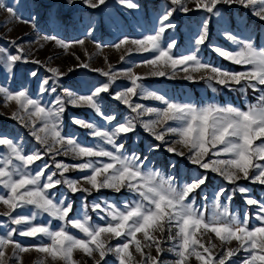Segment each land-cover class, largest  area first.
<instances>
[{"label":"snow or ice","instance_id":"snow-or-ice-1","mask_svg":"<svg viewBox=\"0 0 264 264\" xmlns=\"http://www.w3.org/2000/svg\"><path fill=\"white\" fill-rule=\"evenodd\" d=\"M80 2L93 10L108 6V0ZM116 2L126 10L139 11L143 7L137 0ZM258 2L260 7L255 8ZM75 3L76 0H65L67 6ZM21 6L29 8L31 4L29 0H25L23 5L21 0H13L12 3L0 0V9L5 10L12 18L34 25V17L25 20L21 15ZM233 6L251 8L252 14L260 22H264V0H168L163 10L155 17L153 31L139 38L125 33V25L113 18L111 23L119 33V39L110 46L119 50L122 46L131 44L135 49L129 48V53L133 50L152 53V58L142 62L153 66L154 70L148 74L152 77L175 79L178 66H182L186 73L191 67L193 71H209L211 75L206 78L208 82L215 81V84L230 91L239 90L244 93L251 88L253 91L264 92V47L257 49L250 35L241 39L231 30L230 22L224 13ZM193 12H203L205 15L195 29L190 27L186 51L181 53L176 51L181 42L167 33L178 31V26L174 23L177 13L187 16ZM213 19L220 26L222 34L236 45L238 50L230 51L209 45V30ZM49 22L56 29L70 23L75 26L76 23L69 17H60L58 12L50 13ZM79 23L86 25L83 37L66 41L52 34L45 35L43 39L54 42L65 50L77 45L83 46L89 37H92L95 43L96 21L89 18L88 21ZM208 46L225 60L251 67L245 71L232 72L205 63L200 58V53ZM97 47L101 45L97 43ZM76 59L79 60V57ZM121 60H124L123 56ZM27 63L41 64L39 60H29L20 47L15 48V54L0 48V72H3L5 81L9 77L14 79L18 71H24L25 79L37 78V71L20 68V65ZM161 65L170 67L172 72L158 70ZM79 67L89 68V65L82 63ZM91 70L107 77V81L94 85L86 94H76L64 89L66 96L55 95L51 102L55 110H46V106H42L40 100L30 96L29 90L23 85L18 90H13L6 86L5 82H0V94H3L5 100L15 101L18 105V110L12 113L11 118L18 120L22 127L28 129V134L39 144L35 151L25 155L22 143L0 135V146H5L8 150L7 155L0 158V186L5 190L0 192V203L8 209L3 215L15 226L8 227L6 232L0 235V264H8L4 249L9 245L12 246V257L9 259L14 257L17 262V252H28L34 248L40 253L50 255L53 261L59 258L65 264H76L72 254L77 249L90 257L92 264H107L105 257L109 254L116 256L119 264H131L132 253L129 249L132 244L135 246V252L143 257L142 264H165L162 258L165 251L161 247L162 241L151 235L150 229L161 233L163 240L173 242L172 247L167 250L177 257L174 264H187L188 257L192 255L202 264H214V261L215 264H226L241 250L246 252L247 256L240 264H264V201L249 195V189L238 183L246 180L252 184L264 185V95L259 98L257 104L248 106L247 110L214 103L196 106L191 102L172 101L163 94L148 90L142 83H138L144 77L135 74L131 68L122 71V75L130 81V86L123 90H110L117 79L111 66L109 71ZM47 71L50 75L41 78L37 84L40 94H55L57 88L61 87V79L73 69H69L68 73L55 67L48 68ZM183 79L198 82L190 74ZM200 79L205 77L201 76ZM104 94L125 105L134 115L121 121L115 113L105 114L110 106L105 103ZM133 97L160 101L164 107H146L135 102ZM68 105L87 107L101 117L107 127L86 122L82 117H72L74 125L89 130L87 134L99 143L84 145L75 137L67 133L62 134V117ZM21 111L26 113V118L19 114ZM146 116L148 119H144ZM33 117L40 120L41 127H36ZM170 121L174 122L175 126L170 124ZM138 128H142L154 141L145 147L147 154L125 146V141L131 139ZM169 137L176 139L170 140ZM256 141L261 142L256 144ZM136 142L140 143L138 140ZM176 145L181 147L177 148ZM161 148L197 166V174L182 180L177 187L175 175H169L165 179L159 170H146L152 163L150 155ZM56 155H71L79 162L67 164L57 161ZM221 155L228 158L221 159ZM45 156L51 157L52 165L43 163L38 170L33 171L30 166L36 161H42ZM178 164V160L170 161L168 166L178 172ZM70 171L86 174L79 179H72L65 175ZM210 173L218 174L223 181L232 185L230 191L225 187H218L213 197L217 206L221 198H224L227 204L239 193L246 206L255 208L254 218L259 222V226L249 227V221L253 217L247 212L244 213L243 219H240L225 207L221 213L206 217L207 207L195 206L196 195L202 193L203 187L210 183ZM61 185L66 186L72 195L85 194L82 196L84 200L92 196L93 192H100L102 189L117 194L125 192L132 199L125 200L122 206L113 203L92 204V211L104 222L93 224L86 212L76 219L70 217L73 203L67 193H57V186ZM201 199L207 201L208 196L201 195ZM29 206L34 209L30 215H13L17 209ZM42 214H47L50 219L45 224H36L37 217ZM53 220L60 222L55 229L51 227ZM69 225L82 233L84 238L70 233ZM200 230L214 233L224 243L236 241L237 246L227 248L219 255V259H216L210 249L197 239V232ZM138 233L143 234L144 241L150 242L147 247L155 248V256L144 252L141 240L137 238ZM15 234L26 238H47L50 243L24 246L13 239ZM112 239L117 240L114 246L110 243ZM197 246L203 249L207 257L197 251ZM94 254H98V257ZM125 257H128L127 261Z\"/></svg>","mask_w":264,"mask_h":264},{"label":"rangeland","instance_id":"rangeland-1","mask_svg":"<svg viewBox=\"0 0 264 264\" xmlns=\"http://www.w3.org/2000/svg\"><path fill=\"white\" fill-rule=\"evenodd\" d=\"M8 2L12 3L13 0H8ZM24 2L25 0H21V5H23ZM29 2L31 7L24 8L21 6L20 12L25 20L29 19V17H34V25L16 20L5 10L0 9V48L7 49L9 52L15 54V48L20 47L24 50L29 60H39L41 64L27 63L20 65V68L23 70L37 71L38 77L35 79L31 77L25 79L24 71H18L15 74L14 79L9 77L8 80L5 81L3 72H0V82H5L6 86L13 90H18L21 85H23L29 90L30 96L40 100L42 106H46V110L48 108L55 110L54 105H52L51 102L54 100L55 95L65 97L66 93L64 89H69L76 94H86L94 85H97L101 81L106 82L108 79L107 77H104L100 75L99 72H94L91 69L109 71V66H111V69L117 76L115 84L110 90H123L130 86V81L122 75V71L131 68L135 74L144 77V79L138 81V83H142L148 90H154L158 94H163L167 99L179 103L191 102L196 106L214 103L221 106H234L242 110H247L248 106L257 104L259 98L264 95V92L253 91L251 88H248L244 93L239 90L230 91L227 88L215 84V81L208 82L206 78L208 75H211L209 71H193L191 67L186 73L182 70V66H178L175 79L152 77L148 74L154 70L153 66L142 63L143 61L152 58V53L137 52L135 50L129 53V48L135 49V46L131 44L124 45L119 50L110 46L119 39V33L111 23L113 18L118 19L122 25H125L123 27L125 33L139 38L142 37V35L153 31L155 17L163 10L168 0H137V2L143 6L139 11L126 10L117 4L116 0H108V6L106 8L102 6L101 9L96 10L88 8L86 5L82 4L80 0H76V3L72 6H67L65 0H29ZM49 6H51V8H49ZM259 7L260 4L258 2L255 8ZM51 12H58L60 17H69L72 21L76 22L75 26L70 23L60 29L54 28L49 22V15ZM204 15L203 12H193L187 16L182 13L176 14L177 18L174 23L177 24L178 31H169L167 33L168 36L174 37L177 41L181 42L176 51L181 53L186 51L185 46L188 43L190 27L191 29H195ZM224 16L230 22L231 30L237 33L239 38L243 39L250 35L252 42L257 49L264 47V22H260L258 18L252 14L251 8L244 9L233 6L230 10L225 11ZM89 18L96 21L97 30L94 33L95 43L93 42L92 37H89L85 40L83 46L77 45L65 50L55 45L54 42H49L43 39L45 35L52 34H56L59 37L64 38L66 41L83 37L86 25L79 22H86ZM209 31V45H216L222 49L230 51L238 50L237 46L233 45L227 40L226 36L222 34V30L216 23L215 19H213L210 24ZM12 42H15V44ZM97 43L101 45V47H97ZM122 56L124 57L123 61L121 60ZM76 57H79V60H77ZM200 58L205 63L232 72L245 71L246 68L251 67L238 65L223 59L212 50L211 46L202 49ZM82 63L88 64L89 68L79 67ZM52 67L58 68L61 72L65 73H68L69 69H73V71L61 79V87L57 88L55 94H49L48 92L40 94L37 91V84L41 78L50 75L47 69ZM158 70H163L167 73L172 72L170 67L163 65L158 66ZM189 74L194 76L198 82L183 79L184 76ZM201 76H204L205 79L201 80ZM214 88L216 89L215 91L213 90ZM132 99L146 107L156 109L164 107L160 101L139 99L137 97H133ZM104 100L105 103L110 106L105 111V114L115 113L117 118L121 121L128 118L130 115H134L130 113V110L127 109L125 105L114 101L111 97H108L107 94H104ZM17 110L18 105H16L15 101H7L3 97V94H0V135L11 137L14 140H17V142L22 143L23 154L27 155L35 151L39 147V144L28 134V129L22 127L18 120L11 118L12 113ZM19 114L24 115L26 118V113L21 111ZM73 116L82 117L86 122L107 127L106 124H103L101 117L97 115L94 110L88 109L87 107H73L68 105L62 117V134L67 133L68 135L75 137L79 143L84 145L99 143V141L94 140L87 134L89 130L73 124ZM33 119L36 120L37 128L42 126V123L38 118L33 117ZM144 119H148V117L146 116ZM169 123L175 126L174 122L170 121ZM169 139L174 140L176 137H169ZM137 140L140 142L139 144H137ZM153 142V139L144 132L142 128H138L135 135H132L131 139L125 141V146L128 149H138L142 154H147L145 152V147ZM260 142L261 141H256L255 143L259 144ZM176 147L180 148L181 146L176 145ZM7 153V148L5 146H0V158H3ZM220 158L227 159L228 157L221 155ZM55 159L67 164L79 162L71 155H56ZM150 160L152 163L147 166L146 170H159L165 179H167L169 175H175L177 177V187H179L182 180L188 179L189 177L196 175L198 172L197 166L189 164L182 157H176L173 154L167 153L163 148L152 153L150 155ZM176 160L179 161V164L177 165L178 172L168 166L170 161ZM43 163L52 165L53 161L51 157L45 156L42 161H36L30 167L33 171H36ZM85 174L86 173L79 171H70L65 175L68 178L79 179ZM238 183L249 189V195L258 200L264 201V185L252 184L246 180H241ZM218 187H225L230 191L232 185L223 181L218 174L210 173V183L204 186L203 192L198 193L195 197V206L197 208H200L202 205L207 207L208 211L205 213L206 217L211 216L213 213L219 214L225 207H227L233 215H236L240 219H243L245 212L249 213L250 217H253L249 221V227L259 226V222L254 218L255 208L246 206L239 193H237L233 200L227 204H225L224 198H221L219 206H217V202L213 200V197ZM3 191L5 190L0 186V192ZM56 191L58 194L61 192L67 193L69 200L73 203V212L70 213L72 219L82 217L86 212L91 218L90 222L93 224H103L104 222L100 221L97 213L92 211V204L101 203L103 205L106 203H113L117 206H122V203L125 200L130 201L132 199V197L125 192L117 194L108 189H102L100 192H93V195L86 200L82 199V196L85 194L76 193L75 195H72L67 191V188L64 185L57 186ZM204 194L208 196L207 201L201 199V195ZM32 210L34 209H32L31 206L25 209H17L13 215H30ZM6 211H8L7 207L0 203V235H3L8 227H15L14 225H11L8 218L3 215ZM49 219L50 218L47 214H42L37 217L35 223L45 224ZM59 223L60 222L53 220L51 227L55 229L58 227ZM68 231L78 238H84L82 233L71 228L70 225L68 226ZM149 231L151 235L162 241L161 247L165 250L162 258L165 264H174L177 257L173 252L167 250L172 247L173 242L163 240L162 234L159 232L151 229ZM164 235H166V233ZM137 238L141 240L143 250L146 254L150 252L151 255H156L154 247L149 248L146 246L150 242L143 240L142 233H138ZM13 239L24 246L50 243L47 238H26L18 234H15ZM197 239H200L204 246L210 249L213 257L216 259H219V255L226 251L227 248H235L237 246L236 241H232L231 243L221 242L219 238L210 231L205 232L204 230H200L197 232ZM110 243L114 246L117 243V240L112 239ZM213 245H215V247H213ZM4 250L6 252L5 259L8 261V264H65V262L59 260V258L56 261H53L50 255L40 253L34 248L30 249L28 252H17V256L19 257V261L17 262L14 257L9 259V257H12L11 245L7 246ZM129 251L132 253L131 264H142L143 257L135 252L134 244L130 245ZM197 251L207 257V254L203 253V249L198 246ZM94 255H97L98 257V254ZM246 256L247 253L241 250L235 257H232L230 261H227L226 264H233V262H235V264H240V261ZM72 259L76 264H92V259L78 249L73 251ZM105 260L107 261V264H119L117 257L112 254L107 255ZM125 260L127 261L128 257H125ZM187 264H202V262L197 261L195 256L192 255L188 257Z\"/></svg>","mask_w":264,"mask_h":264}]
</instances>
